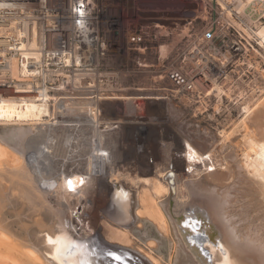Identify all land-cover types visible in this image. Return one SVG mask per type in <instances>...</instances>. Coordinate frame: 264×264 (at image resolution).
Wrapping results in <instances>:
<instances>
[{"label":"bare ground","instance_id":"1","mask_svg":"<svg viewBox=\"0 0 264 264\" xmlns=\"http://www.w3.org/2000/svg\"><path fill=\"white\" fill-rule=\"evenodd\" d=\"M46 34L41 32V42ZM64 35L46 38L53 45ZM258 37L264 46V25ZM85 42L88 45L82 43L80 51L86 48L88 57L96 45L87 37ZM73 50L76 67H83L78 47ZM106 50L111 57L123 52L111 46ZM130 54L127 51L121 58L129 59ZM42 57L41 53V98L0 91V123H5L0 132V264H76L68 255L57 256V248L69 244L68 238H97L116 251L134 250L133 255L137 252L151 264H162L154 256L155 244L144 242L145 249L132 241L148 223L170 244L171 264H264L262 222L255 231L251 225L243 230L240 219L246 216L236 211L244 210L243 197L253 187L260 189L264 202V111L254 114L252 124L245 123L242 141L235 140L237 130L222 138L206 127L188 128L174 99L154 89H158L155 79L163 77L143 81L146 84L119 96L96 97L91 93L98 83L97 58L89 69L88 84L79 70L74 79L69 78L63 69L52 70ZM69 57L65 55V69ZM18 63L11 60L10 77L24 82L28 74ZM56 74L66 80L52 113L45 85L53 84ZM108 79V89L119 87L116 74ZM196 82L205 96L197 97L195 114L208 111L206 102L213 94L219 104L224 97L231 100L230 85L225 89L216 81L211 86L200 78ZM179 93L174 91V98L187 105V95ZM230 145L242 152L241 161L227 150L224 155ZM69 179L75 181L73 192ZM115 188L130 194L116 192L112 197ZM189 218H197L201 229L183 228ZM191 235L200 236L197 241L204 253L192 243Z\"/></svg>","mask_w":264,"mask_h":264},{"label":"built area","instance_id":"2","mask_svg":"<svg viewBox=\"0 0 264 264\" xmlns=\"http://www.w3.org/2000/svg\"><path fill=\"white\" fill-rule=\"evenodd\" d=\"M81 2L85 6L83 18L75 12ZM194 2L197 8L193 10V14L196 19L202 20L204 27L198 30L194 19L188 33L191 30L198 41L192 44L188 35H185L180 43L175 45L171 40L173 29L170 27L173 18L168 14L142 11L138 8L136 0H0V91H14L21 96L32 95L41 98L42 53V61L52 70L63 69L64 74L72 79L79 70L88 84L91 82L89 69L92 68L93 59L97 58V77L103 82L98 92H109V75L116 74L119 78L121 75H131L119 63L121 55L131 51L138 58L143 57L145 60L146 54L152 55L151 61L165 69L163 76L171 89H163V92L171 98H174L176 90L183 96H203L204 93L196 82L197 78L204 80L208 86L212 85V81H216L225 89L230 85L233 91L239 90L242 80L253 87L249 97L254 98L260 89L263 94L264 64L258 62L260 65L257 66L254 56L264 52V46L258 37L259 28L264 25V0ZM80 19L84 20L83 28L77 22ZM48 22L50 26L47 27ZM41 32L47 33V37L60 32L65 35L52 39L54 44L50 45L51 39L46 36L41 42ZM86 37L96 45L92 55L88 54V57L84 54L86 48L84 52L80 51L82 43L88 45V42H85ZM182 41H185L186 45L183 46ZM76 46L83 67H76L73 50ZM109 46L123 52H115L114 57H109V51L106 50ZM175 49L181 51L183 65L174 67L169 63L170 66L165 68V63L170 62ZM163 51L165 54L161 58ZM65 55L70 56L69 68L66 69L63 63ZM13 59L19 62L18 67L28 74L24 82H16L10 77V63ZM109 62H114L120 69L119 72L108 71L103 74L100 71L101 64L108 65ZM227 68H231L230 74L226 71ZM196 70L199 72L197 76ZM233 73L238 76V83H232L230 80L227 84ZM56 75L53 84L45 82L49 94H63L59 88L61 82L66 79ZM135 75L142 77L139 73ZM153 77L157 75L151 78ZM119 84L123 86L122 79ZM21 90V93L16 92ZM212 96L216 98L214 94ZM236 96L239 94L234 97Z\"/></svg>","mask_w":264,"mask_h":264},{"label":"rangeland","instance_id":"3","mask_svg":"<svg viewBox=\"0 0 264 264\" xmlns=\"http://www.w3.org/2000/svg\"><path fill=\"white\" fill-rule=\"evenodd\" d=\"M136 4H137L138 8H140L142 11L149 12V13L154 11L156 13H159V15L168 14L169 17L173 18V22H171L170 27L173 29L171 40L174 41L175 45L179 44L180 41L182 40V38L185 35H188L189 41L192 44L195 41H198L197 38H194V34H192L191 30H190V33H188L189 29L184 28L187 25L192 24L194 19H196V16L193 14V10L197 8V5L194 2V0H136ZM201 21L202 20H200V19H196L198 30H201L204 27ZM182 45L183 46L186 45V42L182 41ZM178 48H179V46H178ZM259 53H260V55H255L254 56V61L257 62L256 63L257 66H259L262 63L264 64V52L261 51ZM108 56L111 57V55H108ZM163 56L164 55H161V58H163ZM145 57H146V60L143 57H141V58L139 57L138 58L133 53H131L130 56H129V59H125L126 61L124 59L120 58L119 59V63L121 64L122 67H125V70L127 69L128 73H130L131 75H128V74L126 75L125 74V77H122L123 75H121L120 78L123 81V86H121L119 84V87L117 89H114V90L109 89L108 90L109 92H105V93L98 92L99 89L102 87V85H101V82L99 81V78L96 76L97 75L96 74L95 78H96L98 83L96 82L97 84L95 86V90H93V93H91V94H94V96H96V97H99V96H103V97L113 96V94L116 95V96H119L120 94L122 95V94H125V93L129 92L131 88H136V87H138V86H140L142 84H146L145 82H148V81L152 82L153 79L156 78V77L151 78L152 75H157V77H163L160 80L155 79L156 80L155 82H157L156 86L159 89L158 90V89L154 88L156 91H162L163 89H167V90L171 89L170 84L168 83L166 78L164 79V76H163V74L165 72V69L161 68L160 65L154 64V62L151 61L153 58L149 54H146ZM137 61H139V62L137 63ZM258 62L260 64H258ZM169 63H170V65H173L174 67H181L183 65V57L181 56V51L180 50L175 49L174 53L172 54V57L170 58V62L165 63L164 67L165 68L169 67L170 66ZM154 67H156V68L159 67L160 70H158V72H156L157 71L156 69L152 70V68H154ZM230 69L231 68H227V70H226L229 74H230ZM262 69H264V66L262 67ZM119 70L120 69L116 67V64L114 62H112V63L109 62L108 65H107V63L101 64V70L100 71L104 74V72H108V71L109 72H111V71L119 72ZM143 71H145V72H143ZM136 73L142 74V77L141 76L139 77V75H135ZM112 75L114 76L115 74L109 75V78ZM237 77L238 76L236 75V73H233V76H231V78L227 81V84L230 82V80L232 81V83L233 82L234 83H238L237 82ZM120 78H119V82L121 80ZM143 81H145V82H143ZM259 88H260V86H259ZM127 89H128V91H127ZM252 90H253L252 85L248 86L247 82L240 80L239 90H236V91L234 90L233 91L231 100H227V98L224 97L223 101L221 103L222 105H221V104H219L218 100H216V98H214L213 96H210L209 97L210 100H207V102H206V104L209 105L208 108H207L208 111L207 112H203L200 115L199 114H195V111H194L199 106V103H198L199 100L196 97L194 98L193 96H190V95H189V97L186 96V98L188 99V104L187 105L185 104V106H183L184 103H182L180 100H178L179 97H177L176 99L175 98H173V99H174L175 104L177 105V107H179L178 110L182 113V117L184 116L183 120L185 119L186 122L189 124V126H188L189 129L195 130L198 127H201V128L202 127H206L209 130L211 129L215 133L221 134L222 138H225L231 132H234V131L237 130V132L235 133V136L237 138H235V140L236 141H242L244 139V137H243L244 136V132L243 131H244L245 123L249 122V124H252L251 120H253L254 116L258 112H260V111L263 112L264 111V93L262 94L261 89H260V90H258L256 92V95L254 96V98H251L249 96L251 95ZM238 94H239V96L238 97L236 96V98H235L234 96L238 95ZM61 96H63V95L62 94H57V93H51V95H50V106H51L50 107V111L52 113L54 112V109H55V103L57 102L56 99H58ZM204 96H205V94H203V96H201V97H204ZM245 101H246V104H245ZM190 103H191V105H190ZM218 106H220V109H219V111L217 110V113H216V107L218 108ZM246 106L250 107L249 110L248 109L245 110ZM116 112H117V110H116ZM52 118H53V116H52ZM199 122L201 124H199ZM194 123L195 124L197 123L198 126L195 125ZM191 124H192V127H191ZM3 125H5V123H0V132H1V129L4 128ZM194 126H196V127H194ZM233 147L234 146L230 145L229 148H227V149L224 148V150H223L224 155H226L229 152L233 156L236 155L235 158L238 159L239 161H241L243 159L242 152L240 150L234 151L235 148L233 149ZM232 151H234V152H232ZM255 188H257V187H253V188L250 189L251 192L253 191L252 193L248 190L249 192H247V193H249L250 195L247 194V193L245 194L244 192L241 193L242 195L239 194V195H241L239 197H243V195L245 194L246 198L248 199V200L245 199V196L243 197L244 198L243 201L245 200L244 201L245 204H243L244 206L251 202L249 204L251 206L247 205L245 208H244V206H242L244 210H242V208H237L236 209V211L238 212L239 216L242 215V213H244V215L246 216V217H244L245 219L243 218L244 221H243V219L241 217H240L241 218L240 219L239 216H237L238 219H240L241 222H243V224H244L243 227H241V229L244 228L245 225L246 226L247 225H251L252 228L254 227L253 229L255 231V229L258 226H260V222H262L260 228L262 230H264V224H263L264 223V220H263L264 219V213H263L264 212V209H263L264 202L261 201L263 198H261V196H260L262 194V192L258 191L260 189H258V188L255 189ZM253 189H255V190H253ZM255 191H257V192H255ZM258 193H260V194H258ZM250 198H252V199H250ZM258 198H261V199H258ZM251 200H253V201H251ZM258 200H259V203H258ZM239 210L240 211L242 210L243 212L242 211L239 212ZM252 216H254V217H252ZM257 220H258V222H256ZM243 230H246V228H244ZM262 233H264V232L262 231ZM262 235H264V234H262ZM203 237L204 236H202V239H203ZM133 240H135V241H133ZM132 241L135 243V245H137V246H141L142 245L141 247H144L145 249H148V247H146L147 244H150L152 242L153 244H155L154 256L157 259H160L159 260L160 263H162V264H171L170 263V256L172 254V249H170V244H168L167 241L162 239V237L160 236V234L158 233L156 228H154V226L152 228V225L150 226L149 223L146 226V230H144L143 232H139V233L137 232L135 234V236L132 238ZM144 242L147 243V244L145 245ZM203 242L208 244L206 239ZM157 245H158V247H156ZM170 250H171V252H170ZM133 253H134V250H133ZM135 254L138 256V258L141 261V263H143V264H151L148 261V259L146 260V258H144L143 255H140L137 252ZM172 264H174V263H172Z\"/></svg>","mask_w":264,"mask_h":264},{"label":"water","instance_id":"4","mask_svg":"<svg viewBox=\"0 0 264 264\" xmlns=\"http://www.w3.org/2000/svg\"><path fill=\"white\" fill-rule=\"evenodd\" d=\"M116 192H122L124 196L130 194V191L126 189L115 188L112 197ZM196 222L197 218H189L184 221L182 226L183 228L186 227L195 232L201 229V225H195ZM189 238L192 243L201 251V253L205 252L203 250L202 244L197 241V238H200V236L196 237L191 235L189 236ZM203 238L207 237L204 236ZM68 240H70L69 244L78 245V247L73 248L72 251L67 254L69 258L75 259L76 264H128L126 257L128 250L116 251L115 249L109 248L108 246L104 245L97 238H91L83 241L73 238H68ZM216 245H218V241L216 242ZM122 253H124V256L121 255ZM116 257H119L120 259H116Z\"/></svg>","mask_w":264,"mask_h":264},{"label":"snow or ice","instance_id":"5","mask_svg":"<svg viewBox=\"0 0 264 264\" xmlns=\"http://www.w3.org/2000/svg\"><path fill=\"white\" fill-rule=\"evenodd\" d=\"M75 12L78 14L79 17H81V18L85 17V6H84V3H83V2H81V3L79 4V6L75 9ZM77 22H78V24H79V26H80L81 28H83V27L85 26V23H84V20H83V19H80V20H78ZM0 115H2V114H0ZM79 183H80L81 185H83L84 180L81 179V180L79 181ZM67 185H68V188H69L70 190L75 191V181H74V180L69 179V180L67 181ZM49 186H50V187H55L54 184L49 185ZM49 242H50V243H53L54 241H52L51 238H49ZM55 242H56V243H61L60 241H55ZM75 247H78V245H74V244H62V243H61V246L57 248V256H58L59 258H63V257H65L67 254H69V253L72 251V249L75 248ZM221 248L223 249V244H221ZM225 251H226V250H225ZM116 259H120V258H119V257H116Z\"/></svg>","mask_w":264,"mask_h":264},{"label":"flooded vegetation","instance_id":"6","mask_svg":"<svg viewBox=\"0 0 264 264\" xmlns=\"http://www.w3.org/2000/svg\"><path fill=\"white\" fill-rule=\"evenodd\" d=\"M128 252L126 254L128 264H130V263L131 264H143V263H141V261L139 260V258L136 254L133 255V253L131 251H128ZM121 255L124 256V253H122Z\"/></svg>","mask_w":264,"mask_h":264}]
</instances>
